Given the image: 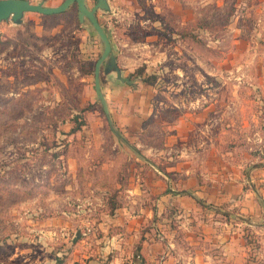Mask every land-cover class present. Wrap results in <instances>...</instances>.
I'll return each mask as SVG.
<instances>
[{
  "label": "rangeland",
  "instance_id": "rangeland-1",
  "mask_svg": "<svg viewBox=\"0 0 264 264\" xmlns=\"http://www.w3.org/2000/svg\"><path fill=\"white\" fill-rule=\"evenodd\" d=\"M27 1L57 7L64 0ZM95 3L86 0L89 8ZM108 4L109 13L96 15L125 67L123 77L149 57L130 48L132 34L139 41L159 34L173 43L166 60L145 69L156 77L154 86L133 80L141 99L153 90V112L135 137L115 128L128 145L108 130L99 106L100 128L88 122L90 110L83 113L84 87L94 91L87 71L102 45L88 24H79L76 5L59 15L25 14L19 26L0 22V264H191L185 257L197 246L188 244L187 233L205 236L195 220L187 231L179 209L149 214L139 225L124 213L155 210L152 196L132 190L142 189L148 172L165 175V160L148 148L170 144L180 111L199 112L191 123L196 133L171 143L196 149L199 162H207L210 151L222 154L244 179L229 214L221 206L216 217L213 208L199 205L207 211L200 220H220L238 237L231 258L209 242L208 254L215 264H264V0ZM156 111L169 125L154 123ZM75 115L87 126L71 133ZM114 202L118 208L110 214ZM251 206L252 219L240 213Z\"/></svg>",
  "mask_w": 264,
  "mask_h": 264
},
{
  "label": "crops",
  "instance_id": "crops-1",
  "mask_svg": "<svg viewBox=\"0 0 264 264\" xmlns=\"http://www.w3.org/2000/svg\"><path fill=\"white\" fill-rule=\"evenodd\" d=\"M149 35L139 41L136 39V35L132 34L131 40H133L134 44L130 46L132 50H144L148 54L149 57L143 60L142 65H140L145 66L147 71L154 70L157 65L166 60L173 48V43L167 41L163 35L156 34L152 36L151 33ZM137 36L139 37V35ZM125 46L128 45L125 44ZM114 54L117 64L122 74H124L125 67L120 64L121 60L117 57L115 51ZM104 80L105 84L102 85V90L115 128L125 138L129 136L135 137L136 133L144 132L147 128L144 122L149 117L151 118L153 112L148 104L152 99L153 90L152 92L151 90L147 92V89H145L146 94L142 96L144 99H141L139 89L137 90L135 87L136 83L129 86L120 83L113 76H106ZM80 81L84 80L81 79ZM84 90L87 96L83 99V102H87L88 105H95L96 96L92 86L87 85L84 87ZM97 108L98 106L95 105L87 113L88 122L91 124L93 130L102 126V123H100V113ZM180 114V126L175 128L179 131L177 134L169 137L170 144L165 145L161 150L148 148L149 150H154V152H159L154 155V158H162L165 160L164 168L162 169L165 175L157 172L153 166L154 164L147 161V157H142L143 161L149 164L157 174L148 172V174L145 175L146 178H142V182L145 184L142 186V189L140 185H136L135 189L132 190V193L140 194L141 196H152L155 199L153 201L155 210L153 208V210H150L142 207L139 212H142L145 218L144 215H133L127 209H124V213L131 217V221L139 225V223L149 217V214H165L169 209H179L181 214L180 217L186 219L184 221L186 225L181 224V226L188 229L187 231H189V229L192 230L195 228L193 225L195 220L198 225L200 224L199 226H201L202 229L201 232L205 234L203 239L201 238L202 236L199 238L193 236L192 232L187 233L185 240L188 241L189 245V240L195 241L191 246L197 247L195 254L193 253L192 256L185 257L186 260L191 261V264H215L214 258L211 254H208L206 250L207 247L205 246H208L207 242H209L210 247L221 246L224 250H227L225 256L227 255L231 258L233 241L238 237L235 235L234 230H225L223 227H220L222 225L219 222L220 220H215L214 222L200 220V215L206 214L207 211L205 210L206 208L203 209L199 206L197 200L203 201L204 206L213 208V213H211L216 214V217H219L221 206L225 207V210L223 209L221 213L227 215L235 206L236 192L240 190L239 192L243 193V187L240 182H243L244 179L236 172L234 167H229V165L226 166L224 162L220 160L219 157L222 158V154L218 153V155L210 151L209 155H207L209 156L207 162H199L196 149L187 147L185 144L176 145L171 143L177 139L186 142L189 137L188 134L191 135L192 133L193 136L196 133L192 132L191 123L199 112H191L190 114L187 111H180ZM161 116L162 115L158 114L156 111L153 115L154 123L162 124V127L169 125V122H160ZM175 158L176 160L173 162ZM249 178H251V176H249ZM139 179L140 178H135L133 180L136 182L139 181ZM249 182L252 183L251 180ZM210 204L215 208L210 206ZM240 213L249 214L252 216L250 217L251 219L257 216L256 209L252 206L247 209L241 207ZM187 220L192 224L188 225V223H186ZM180 222L183 223L182 221ZM224 225L227 227L230 226V224L227 223ZM192 236L195 238H192ZM198 240H202V244H200ZM169 246H171L170 243Z\"/></svg>",
  "mask_w": 264,
  "mask_h": 264
},
{
  "label": "water",
  "instance_id": "water-1",
  "mask_svg": "<svg viewBox=\"0 0 264 264\" xmlns=\"http://www.w3.org/2000/svg\"><path fill=\"white\" fill-rule=\"evenodd\" d=\"M72 5H76L77 7V20L79 24L82 26L88 24L102 45L101 55L94 65V92L96 101L102 109L111 132L118 139L119 133L115 129L105 96L103 94L101 77L113 76L120 83L127 84L129 86H132L135 83L128 77H123L121 69L117 64L113 47L111 46L110 40L107 36V31L101 26L96 15L98 11L104 13L110 12L108 0H96V3L92 8L87 6L86 0H64L57 7L45 6L44 1L32 4L27 0H0V22L11 21L13 25L19 26L22 24L25 14L35 13L43 16L59 15L66 12Z\"/></svg>",
  "mask_w": 264,
  "mask_h": 264
},
{
  "label": "trees",
  "instance_id": "trees-1",
  "mask_svg": "<svg viewBox=\"0 0 264 264\" xmlns=\"http://www.w3.org/2000/svg\"><path fill=\"white\" fill-rule=\"evenodd\" d=\"M99 57H100V56H99ZM95 63H96V62H95ZM94 65H95V64H94ZM145 69H146L145 66H142V67L137 68V69H136L131 75L128 76V78H129L131 81H133L135 78H139V79L141 80L142 83H144V84H146V85H148V86H154V85H155V82H156V77H155L154 75H148V74H146V73H145ZM93 72H94V67H93V68L91 67V68L87 71V73L90 74V75H93ZM104 84H105L104 77H101V85H104ZM95 105H96V106H99L100 110L102 111V109H101L99 103H95ZM95 105H88L87 109H86L85 111H83V113H84V112H87V111H89V110H91ZM102 114H103V112H102ZM80 116H81V115H75V116L73 117V122L76 123V124H75V127H73L71 133H78L83 127H86V126H87L86 121H85V122H79V123H77V121H78L79 119H81ZM103 116H104V114H103ZM104 117H105V116H104ZM104 121H105V123H106V126H107L108 130H110V128H109V126H108V123H107L106 119H105ZM110 131H111V130H110ZM117 132H118V131H117ZM118 140L121 141V142H125V143L128 145L127 141L124 140V138L121 136L120 133H119V138H118ZM137 152H138V151H137ZM116 192H117V191H115V194H116ZM111 202H112V201H111ZM197 203H198L199 205H201V206L204 207V203H203V201H201V200H197ZM117 208H118L117 203H116V202L112 203V204H111V208H110L109 213H110V214H113L114 211H115Z\"/></svg>",
  "mask_w": 264,
  "mask_h": 264
}]
</instances>
